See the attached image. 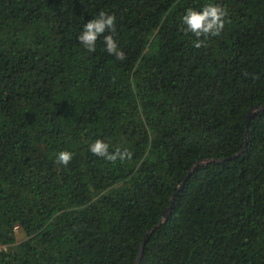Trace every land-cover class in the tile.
Listing matches in <instances>:
<instances>
[{"label":"trees","instance_id":"trees-1","mask_svg":"<svg viewBox=\"0 0 264 264\" xmlns=\"http://www.w3.org/2000/svg\"><path fill=\"white\" fill-rule=\"evenodd\" d=\"M209 3L230 23L196 48ZM101 11L123 60L78 40ZM262 104L264 0H0V264H136L155 226L140 264H264V110L187 177Z\"/></svg>","mask_w":264,"mask_h":264},{"label":"clouds","instance_id":"clouds-1","mask_svg":"<svg viewBox=\"0 0 264 264\" xmlns=\"http://www.w3.org/2000/svg\"><path fill=\"white\" fill-rule=\"evenodd\" d=\"M230 23L227 9L219 4H206L202 10L188 8L182 17V24L185 26V33H192L197 39L193 46L201 48L206 46L209 37L220 36L225 24ZM116 17L101 11L97 18L90 19L79 34L78 40L89 52L96 50L97 40L103 36L106 51L114 55L118 60L125 59V54L118 48L112 34L104 35L106 32H115ZM203 37L204 39H201ZM89 150L96 156L102 157L109 162L115 163L117 160L124 161L131 159L133 153L128 149L123 151L117 148L114 152L109 151L108 143L97 139L90 145ZM73 158V153L61 151L56 157V162L67 166Z\"/></svg>","mask_w":264,"mask_h":264},{"label":"water","instance_id":"water-1","mask_svg":"<svg viewBox=\"0 0 264 264\" xmlns=\"http://www.w3.org/2000/svg\"><path fill=\"white\" fill-rule=\"evenodd\" d=\"M264 110V104L262 105H257V106H254L250 109L248 115H247V118H246V125H247V132H246V144L244 145L243 149L236 153V154H233L231 156H228L226 158H214V159H207V160H203V161H199L197 162V164L189 171L187 177L196 169L198 168L199 166H202V165H206L207 163L209 162H222L224 160H228V159H232L238 155H240L247 147V142H248V136H249V125H250V122L253 118V116L255 114H257L258 112ZM186 177V179H187ZM185 179V180H186ZM184 180V181H185ZM184 183V182H183ZM184 184H182L180 186V189L183 187ZM177 193V192H176ZM175 194H173L172 196V200H171V204L170 206L164 211V214H163V220L167 219L171 213V209L173 207V204H174V200H175ZM157 226L153 227L151 230H149L146 235L144 236V239L142 241V244H141V247H140V251H139V254H138V257H137V260H136V264H140L141 263V260H142V257L144 255V251H145V247H146V243L148 241V239L150 238V235L153 233V231L156 229Z\"/></svg>","mask_w":264,"mask_h":264},{"label":"rangeland","instance_id":"rangeland-1","mask_svg":"<svg viewBox=\"0 0 264 264\" xmlns=\"http://www.w3.org/2000/svg\"><path fill=\"white\" fill-rule=\"evenodd\" d=\"M17 236H18V237L21 236V232H20V231L17 232Z\"/></svg>","mask_w":264,"mask_h":264}]
</instances>
